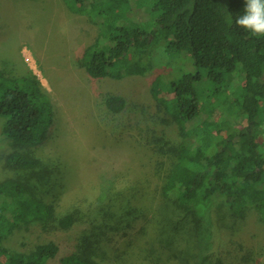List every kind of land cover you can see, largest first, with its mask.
<instances>
[{
	"label": "trees",
	"instance_id": "trees-1",
	"mask_svg": "<svg viewBox=\"0 0 264 264\" xmlns=\"http://www.w3.org/2000/svg\"><path fill=\"white\" fill-rule=\"evenodd\" d=\"M70 1L98 27L97 42L80 63L95 80L129 76L133 67L150 70L166 56L168 64L193 60L194 71L171 84L174 102L152 120L179 126L180 139L148 137L159 160L153 169L143 166V181L118 176L111 188L83 194L85 202L62 203L52 169L36 153L49 138L51 113L14 80L0 82V118L11 147L0 166L14 174L0 179V264H258L255 246L229 233L248 222L252 206L264 225V37L235 24L245 0H133L136 10L123 0ZM135 12L142 22L128 25ZM240 67L245 79L234 103L245 124L198 125L200 82L223 85ZM103 108L104 118L115 121L126 101L108 96ZM33 229L41 234L32 247L6 244ZM55 233H75L73 246L62 252L43 238Z\"/></svg>",
	"mask_w": 264,
	"mask_h": 264
},
{
	"label": "rangeland",
	"instance_id": "rangeland-1",
	"mask_svg": "<svg viewBox=\"0 0 264 264\" xmlns=\"http://www.w3.org/2000/svg\"><path fill=\"white\" fill-rule=\"evenodd\" d=\"M143 2L145 7L153 6L152 1ZM133 3V0H123L122 6L131 10L135 7ZM133 15L134 22L127 15L128 25L142 22L138 13ZM156 17L152 13L151 22ZM97 39L98 27L72 1L0 0V67L5 73L0 82L14 80L51 113L49 138L36 153L52 169L53 178L61 187L57 201L62 203L85 202L83 194L94 187L111 188L118 176H132V182L143 181L146 177L143 166L153 169L159 160L153 149L157 144L149 138L154 135L160 139L164 135L168 141L180 139L179 126L165 124L162 127L161 122L153 121L157 111L165 108V103L174 102L171 84L183 73L193 70L191 57V61L184 62L172 59L171 65L168 56L166 60L157 58L150 70L133 67L129 76L95 80L80 63L84 51L95 45ZM178 57L185 58L184 55ZM244 74L240 67L223 85L206 78L200 82L203 109L198 125L212 122L239 129L245 124L234 103L242 92ZM35 81L41 88L35 86ZM108 96L122 97L126 101V110L118 120L103 116ZM3 125L4 119L0 118V159L11 149L3 135ZM196 126L195 123L192 128ZM261 140L264 141V135ZM166 164L162 172L169 169V163ZM8 174L14 175L5 173L0 166V179ZM144 200L148 203L150 198L145 196ZM251 210L248 222L237 224L229 233L247 246H255L258 264H264V225L254 206ZM40 234V229H33L29 234H17L6 244L21 251L24 241L32 247ZM43 238L55 242L65 252L73 246L75 233L46 234ZM52 264L59 263L53 261Z\"/></svg>",
	"mask_w": 264,
	"mask_h": 264
},
{
	"label": "clouds",
	"instance_id": "clouds-1",
	"mask_svg": "<svg viewBox=\"0 0 264 264\" xmlns=\"http://www.w3.org/2000/svg\"><path fill=\"white\" fill-rule=\"evenodd\" d=\"M235 24L253 36L264 37V0H245L243 14L236 18Z\"/></svg>",
	"mask_w": 264,
	"mask_h": 264
}]
</instances>
